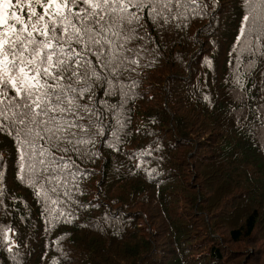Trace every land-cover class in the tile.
<instances>
[{
    "label": "trees",
    "instance_id": "trees-1",
    "mask_svg": "<svg viewBox=\"0 0 264 264\" xmlns=\"http://www.w3.org/2000/svg\"><path fill=\"white\" fill-rule=\"evenodd\" d=\"M182 3L167 24L145 15L126 97L94 87L117 111L89 154L56 153L79 168L70 199L46 208L0 133V264H230L223 232L264 253V55L253 41L236 66L245 0Z\"/></svg>",
    "mask_w": 264,
    "mask_h": 264
},
{
    "label": "snow or ice",
    "instance_id": "snow-or-ice-1",
    "mask_svg": "<svg viewBox=\"0 0 264 264\" xmlns=\"http://www.w3.org/2000/svg\"><path fill=\"white\" fill-rule=\"evenodd\" d=\"M185 6L182 0H0V133L14 141L17 180L46 208L49 201L62 202L61 196L70 199L76 189L78 166L56 153L88 155L87 146L104 134L101 108L117 111L106 101L93 102L94 87L106 85V95L126 97L120 77L140 66L142 49L129 45L144 38L139 32L145 15L167 24ZM245 7V26L232 48L239 49L237 68L253 41L252 54L264 55V0H245ZM113 137L119 139L116 131Z\"/></svg>",
    "mask_w": 264,
    "mask_h": 264
},
{
    "label": "rangeland",
    "instance_id": "rangeland-1",
    "mask_svg": "<svg viewBox=\"0 0 264 264\" xmlns=\"http://www.w3.org/2000/svg\"><path fill=\"white\" fill-rule=\"evenodd\" d=\"M248 177L250 178V174ZM229 207L231 206L229 205ZM234 211L235 209H233V212ZM144 223L147 228V225H149L148 222L144 220ZM217 235L221 240L227 239L225 246H228L229 249L230 255L228 257L230 258V264H264V253L261 251L259 245L254 246L246 242L234 244L228 232L217 233Z\"/></svg>",
    "mask_w": 264,
    "mask_h": 264
}]
</instances>
